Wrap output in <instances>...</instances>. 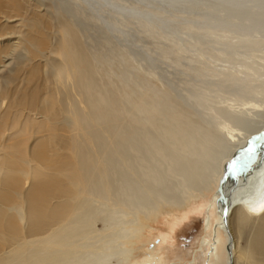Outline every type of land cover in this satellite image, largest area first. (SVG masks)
<instances>
[{
	"label": "rangeland",
	"instance_id": "obj_1",
	"mask_svg": "<svg viewBox=\"0 0 264 264\" xmlns=\"http://www.w3.org/2000/svg\"><path fill=\"white\" fill-rule=\"evenodd\" d=\"M42 1L46 6H43L42 9L45 8L51 11L54 14L53 21L55 25L57 24L53 30L45 31L46 36L51 42L50 48L55 49L60 42L62 34L59 23L62 21L61 19L63 18L72 23L76 31V36L78 37L79 45L83 48L88 58L93 76L90 75L94 78L93 81L96 85L95 89L96 87L98 89V92L96 90L94 95L96 94L97 98L100 95L101 98L104 96L107 101L109 98L110 101L114 99L115 102H117L115 106L117 108H112V111H114V109L117 111L119 108L123 111L116 126L123 127V121L128 122L127 119L130 118V115L136 113V104L140 107L143 105L144 108L146 107L145 97H142L141 94H148L150 100L152 99L151 97H153L154 104L168 106V108L166 107L159 114L161 119L166 117L171 118L172 121L180 119V122L183 120L182 122H187L192 125L194 132L184 137V142H182L183 145L185 144L184 146H187L188 141L190 143L191 141L198 140L201 131L206 130V128L210 130L209 133L211 136L215 135L217 127L224 122L237 130L243 128L242 131L244 133L250 132L258 125L257 119H259L260 116L259 114L256 115V108H243L246 107L244 103L247 104L251 102L247 104V107L256 104L255 106L261 107L262 109L260 113L264 114V8H262V18L259 17L257 19L254 13L257 16L259 14L256 11V7L253 6L255 4L257 6L261 0H253L254 2H252V0H247L248 3L245 1L246 6L248 4L247 9L246 6H242L244 4L239 0H222V4H220L221 2L218 0ZM236 3H238L239 6L236 5ZM240 5L242 8H245H240ZM4 6L5 1L0 0L1 10L9 12L12 4L9 5L7 9H5ZM235 8L238 9L236 10ZM238 11L245 14L242 15V13L240 14ZM155 12L157 13L155 14ZM246 12L249 15H246ZM57 13L62 17L61 19L58 17ZM250 13L253 14L251 15ZM245 15L247 17H245ZM250 15L252 17H248ZM15 20H17V18L10 19V21L13 22ZM5 21L8 20H6L3 15H0V30ZM33 21V16L28 17L24 20L22 29H20L21 33L16 35L13 33L8 34L9 36L5 35V40H1V37L0 48L1 46L7 47L17 42L18 38L22 37V35H27L31 29L30 24L33 23ZM18 27L19 26H17V28ZM197 27H199V29ZM221 27H224L222 28L223 32L219 31L222 30L220 29ZM211 28L215 30H211ZM242 29H244V31ZM154 30L156 33L151 35L149 31ZM206 33H210V35ZM220 34H222V36H219ZM254 34L259 35L257 37ZM229 35H231V37L236 36L237 38L257 37L256 42H261V44L251 43L246 46L254 47L249 48L244 46V48L241 47L239 51L235 47V49H233L234 55L228 52L230 53V57L226 58V56H224L225 52H223L226 46H224L223 43L227 41L226 38H228ZM26 45L27 44H23L22 47L16 48V51L13 53L11 51L5 59L6 64H0V91L3 89L13 90L15 89L16 83L20 86L19 88H23L25 74L27 75L28 71L33 66ZM219 45L224 47V50L219 47ZM226 59H228L230 63L223 64L222 62H226L223 60ZM257 60H260V63L263 65L260 66V63L256 62ZM38 61L42 62V65L47 67L45 70H48V74L52 75V70L62 63V58L55 51H52L49 53L44 52L42 58ZM17 70H19L18 73L16 72ZM41 75H43V72H41ZM73 82H69L68 85L67 83L61 85L62 88L61 86H56V90L60 97L65 96V99L62 98L67 101V103L71 104V102H74V104L79 107L78 99H80V95L77 93L79 89L76 87L78 86L76 79ZM69 95H71V97ZM105 100L103 102H105ZM4 101L3 103L0 97V110L4 109L8 104V99H4ZM113 101L111 102L112 104H114ZM239 106L242 108H239ZM83 109L84 114L87 113L88 117L93 113L91 106L87 107L85 105ZM236 109H238V112ZM241 109L248 111L243 112ZM100 110L103 113L102 117L106 115V120H109L110 118H107V113L102 111V109ZM155 113H157V111L153 112L154 118L157 117ZM243 113L244 116L242 115ZM245 115L250 116V120ZM116 118H118V116ZM102 121H104V119H102ZM112 122L113 121H110V123ZM91 124L93 125V123ZM99 131L100 130L97 128L96 132ZM99 133L103 141L105 139V142H109L113 138L116 139V143L120 142V144L123 142L124 138L129 136V134L123 132V134L120 132L121 135L118 133L115 135L113 132L109 131L108 126L105 124ZM138 133L139 131L134 135L136 136ZM152 133L154 134L153 138L156 136L158 137L156 131L153 130L151 134ZM151 134L149 135L150 137H152ZM135 136H133V138ZM136 137H138V135ZM142 138L143 136L141 135L138 142L139 146L141 145L139 143L142 142ZM158 138L160 139L162 137ZM256 139L257 137L247 142L245 147L237 152L239 156H236V153L234 154L237 159L241 158L242 162L234 169L233 174H231L233 178L232 185L234 186L235 179L239 181V185L234 186L236 189L232 191V194L230 190V196L227 197L230 202L239 198L241 193H245L246 191L244 190L252 185L250 177L255 171L259 174H264V172L261 171L264 169V140L257 148ZM130 142L129 140V143ZM135 143L136 141H132L130 144L135 145ZM130 144L127 145L129 149H131V147H129ZM117 146L119 145L117 144ZM172 147L174 148V145L170 144L168 148H166V151L170 152L173 149ZM127 149L124 151V149L122 150L120 148L118 150L119 155L113 160L114 165L110 176L111 191L106 193L108 198L107 195L104 194L103 200L101 198H96L97 200L93 199L92 202L96 207H101L100 210L102 215L103 213L106 214L103 216L100 215V218L94 221L95 223L93 222L91 224L93 233H87L83 229L84 226H81V230L80 227L76 225L77 229L75 232L71 233V235L74 236L70 238L63 236L62 231L64 228L70 231V227L75 226V224L72 223L70 219L60 222L56 227L58 232L56 239L64 242H58L54 245L53 251L57 254L53 256L51 264H59L56 257L61 254V259H65L66 256V260L70 262L77 261L78 259L81 260V257L84 255L82 252L86 248L85 245L89 244H92L90 246L96 248L101 246L103 249L99 250V254L101 255L110 254L112 251L108 248L111 247L112 244H114L113 247L115 252L122 249L123 252H121V254L126 253V260H124V256L114 254L110 260L111 264H134L136 262L137 264H162L171 262H173V264H229L228 254L230 236L228 230H226L227 228L221 227L222 222L220 214L223 209L219 207L218 199L221 197L219 196V189H221L223 180L229 179L227 167L230 166L233 158L224 157L221 159V164L224 167L219 176L216 174L217 165V167L212 169L213 172H208L205 180L204 174L202 175L203 177L198 179L200 184L203 183V187L201 188L203 196L193 198L185 208L170 212L162 211L160 214L152 216L150 219H145L144 216L141 217V214H139L136 220L139 221L140 219V222L143 223V227L142 225L139 226L142 230L140 229V231L136 232L135 237L129 236L127 237L128 239H125L124 235L127 233L129 234L135 227L134 223L131 222L135 215H133V206H130L131 209L125 208V210H122V205H128L131 201L139 199V192L146 194V189H148L149 185L152 186L151 190L153 189L155 193L152 196H163L164 194L160 191L162 189H168V192L166 191L165 193L167 197L172 195L171 193H173V190L176 188L175 185H177L176 183L172 185V187L174 186L175 188L169 189V184L172 180L176 179L174 177L175 175L172 176V174H170L169 176H164L156 171L159 169L158 166L160 169L163 165L165 166V164H160L161 158L158 156L160 150L157 148V151L156 149H152V153L154 151V154H150L149 151L144 149V153L142 152L143 157H139L136 160L134 158V150L132 149V152ZM222 150L224 154H228L229 152L225 147H223ZM250 152H255V155L248 156ZM101 153H104V151ZM104 155L102 156V154H100V158L103 159L104 157V159H107L105 157L108 155H106V153ZM19 157L27 156L16 155L15 157L9 158L15 159ZM144 157L146 158L144 159ZM244 157H246V159H243ZM69 160L75 164L78 161L74 153ZM144 161L146 162L144 163ZM162 161L166 162L164 160ZM168 164H173L170 166L166 165L167 171H170V167L176 164L175 158L172 163L170 162ZM260 164L263 165L261 166ZM145 166L146 169L144 168ZM150 168L154 169L150 170ZM224 168L226 169L224 170ZM146 171L147 174H145ZM125 174L126 176H124ZM143 175H146L149 180L145 179L146 176ZM123 184H125V186ZM100 197L102 196L100 195ZM104 202L107 203L105 204ZM230 202H228V204ZM134 204H136L135 201ZM223 205L224 204H222V207ZM107 208L110 209L112 213L106 211L108 210ZM102 209L106 212L103 211L102 213ZM106 215H110V218L113 219L108 221L109 218L106 219ZM209 215L212 216L211 220H213V225L208 231H205L206 218ZM124 217L126 220H124ZM253 218L250 219L251 221H248L249 224L247 223V228L244 229L246 231L239 239L238 246L241 248L246 247L252 237ZM214 224H218L217 230L214 228ZM113 225H117V227H115L116 229L114 228V230L117 231L114 232L115 235L118 234L119 236L115 237L118 239L116 242L109 245V241L114 239V237H110L111 234H109L112 232L111 227ZM102 229L106 231L103 232ZM216 231L220 236L221 242L217 245V249L214 250L212 255L208 257L207 252L214 246L213 242L215 240L214 235ZM121 236H123L124 239H122ZM204 238L210 240V245H201V240ZM80 246L85 247L84 250ZM124 248L126 250H124ZM194 253H196V256ZM52 254L53 253H50L48 255ZM234 264L248 263L243 259H239L235 261Z\"/></svg>",
	"mask_w": 264,
	"mask_h": 264
},
{
	"label": "bare ground",
	"instance_id": "obj_2",
	"mask_svg": "<svg viewBox=\"0 0 264 264\" xmlns=\"http://www.w3.org/2000/svg\"><path fill=\"white\" fill-rule=\"evenodd\" d=\"M4 1L5 9L9 8L11 4L12 6L9 12L0 9V15H3V17L8 20L5 21L4 25L1 27L0 38H3H1V40L6 39L5 35L12 33L16 35L21 33L20 29L23 27L24 20L28 17L33 16L34 21L30 24L31 29L27 35H22V37L18 38L17 42L7 47L1 46L0 48V64H6L5 59L11 51L13 53L16 51V48L22 47L23 44H27L30 61L33 64L27 75L25 74L23 88H19L20 86L16 83L15 89H3L0 91L1 101L4 103V99H8L7 106L0 110V264H51L53 256L57 254L53 251L54 245L58 242H64L56 239L58 233L56 227L63 220L70 219L75 226H79L80 229L82 228L81 226H84L83 229L87 233H93L91 224L102 215L100 210L101 207L93 205V199H102L104 194L111 191L110 176L114 165L113 160L119 155L118 150L121 148L126 151L128 148L127 145L132 143V141H136L135 145L130 144L129 147H131V149L128 148L127 150L132 152L134 150V158L136 160L139 157H143L142 152L144 153V149L149 151L150 154H154V151L152 153V149L157 148L160 150V153L157 154L161 158L160 161L162 163L159 159L158 161L161 165L165 164V166L163 165L161 169L158 166L159 169L156 171L164 176H169L170 174H172V176L175 175L174 177L176 179L172 180V182L170 181L171 183L169 182V189L174 187H172V185L176 183L177 185H175L176 188L174 187L175 190L171 193L172 195L168 197L165 196L168 189H162L160 191L164 194L163 196H152L155 193L153 189L151 190L152 186L149 185L148 189H146L147 192L145 191L146 194L139 192L140 198L137 199L138 201L134 200L136 204H134V201H131L132 198L129 200L131 202L128 205H122V210L133 206V215H135L131 220L135 227L129 234L127 233L124 235L125 239H128L127 237L129 236L135 237V233L140 231V229L142 230L139 226L142 225L143 227V223L140 222V219L139 221L136 220L139 214H141V217L144 216L145 219H150L152 216H157L162 211L170 212L185 208L193 198L203 196L201 189L203 183L200 184L198 179L203 177L202 175L204 174L205 180L208 172H213L212 169L217 167V165L216 174L219 176L224 167L221 164V159L224 157H231L233 158L232 163L227 167L229 179L223 180L221 189H219V196L221 197L218 199L219 207L223 209L220 214L223 225H221V227H226L230 236L228 254L229 264H234V262L239 259H243L248 264H264V174H259L256 171L252 174V172V176L250 177L252 185L244 190L246 192L243 194L241 193L239 198L231 202L228 201L227 198L230 196V190L232 194V191L236 189L234 186L239 185V181L235 179L233 186V178L231 177L234 169L242 162L241 158H236V156H239L237 152L240 151L241 148H244L246 143L255 137H257V148L264 140V114L260 113L262 110L261 107L255 106L256 104L247 107V104L251 102L247 104L244 103L246 107L243 108H256V115L259 114L260 116V118L257 119L258 125L250 132L244 133L242 131L243 128L237 130L227 123L221 122L222 124H220L217 129L215 128L216 130L214 129L216 131L215 135L211 136L209 133L210 130L206 128V130L201 131L198 140L191 141L190 143L188 141L187 146H184L185 144H182V142H184V137L194 132L192 125L187 122H182L183 120L180 122V119H177L178 121H172V119L168 117L161 119L159 114L166 107L168 108V106L154 104L153 97H151L152 99L150 100L148 94H141L142 97H145L146 107L144 108V105L140 107L136 104V113L130 115V121L127 119L128 122L123 121V127H118L116 124L119 122L118 119L122 116L123 111L120 108L117 111L115 109L112 111V108H117L115 107L117 102H115L114 99V101L111 99L114 103L112 104L110 98H107L108 101L105 100L104 96L101 98L100 92L98 93L100 95L98 98L96 94L94 95L96 90L98 92V89L97 87L95 89L96 85L93 81L94 78L92 77L93 75L88 58L83 48L79 45L78 37L76 36V31L72 23L63 19L59 13H57L58 17L60 19L62 18V21H59V28L62 35L60 34L61 39L59 44L53 49L50 48L51 42L46 36L45 31L53 30L57 24L55 25L53 21L54 14L48 9H42V7L45 6L42 0ZM218 1L221 2L222 0ZM239 1L243 2H241L244 4L242 6H246L245 1L247 0ZM263 1L264 0H261V2L259 1L257 6L256 4L253 5L256 7V11L259 14L257 16L254 13L257 19L261 17L263 12ZM252 2L254 1L252 0ZM220 4H222V2ZM236 5H238V3H236ZM240 8H242L241 5ZM244 8L245 7L242 9ZM235 9L237 10L238 8ZM156 13L157 12H155V14ZM238 13H242V15L245 14L241 11H238ZM247 14L246 12V15ZM250 14L252 15L253 13ZM246 15L245 17H247ZM251 15L248 17H252ZM14 18H17V20L14 22L10 21V19ZM17 26L19 27L17 28ZM197 28L199 29V27ZM222 28L224 27L220 29ZM211 30L215 29L211 28ZM242 30L244 31V29ZM219 31L223 32V29ZM149 32L151 35L156 33L155 30ZM206 34L210 35V33ZM254 35L258 37L259 34ZM219 36H222V34ZM229 36L231 37V35ZM229 36L226 38L227 43H223V45L226 46L225 50L224 47L219 45V47L223 48L226 58L230 57V53L234 55L233 49H235V47L239 51L241 47L244 48V46L250 45L251 43L261 44V42H256L257 37L237 38L233 36L230 38ZM246 47L252 48L254 46ZM48 48L50 49L47 50ZM52 51L60 55L62 63L52 70V75H49L47 72L48 70H45L47 67H44L42 62L38 60L42 58L44 52L49 53ZM223 61H226L222 62L223 64L230 63L228 59ZM256 62L260 63V60ZM259 65L261 66L263 64L260 63ZM18 71L19 70L16 72L18 73ZM41 72H43V75H41ZM74 78L78 85L76 87L79 89V91H77L80 95V99H78L79 102L77 101L79 107L74 104V102H71V104L67 103V101L64 100L65 96H62L63 99L58 95L59 93H57L56 90V86H61L66 83L68 85L69 82L75 81ZM69 96L71 97V95ZM104 100L105 102H103ZM85 105L87 107L91 106L93 109V113H90L91 115L89 117L87 113L84 114L83 107L85 108ZM240 107L241 106H239V108ZM100 109L107 113V118L109 117V120L113 121L112 123L106 120V115L102 117L103 113ZM236 110L238 112V109ZM241 110H243V112L248 111L245 109ZM155 111H157V113H155L157 117L154 118L153 112ZM242 115L244 116V113ZM117 116L118 118H116ZM249 117L250 116H247V118ZM102 119H104V121H102ZM91 123H93V125ZM104 124L107 125L109 131L113 132L115 135L116 133L121 135L120 132H123L129 134V136L124 138L121 144L120 142L116 143V139L113 138L111 141L105 142V139L103 141L99 135ZM97 128L100 130L99 132H96ZM151 130L156 131L158 137L162 138L159 139L157 136V138H153L154 134H151ZM138 131L139 133L136 134L138 137H136L134 134ZM149 133L152 137L149 136ZM141 135L143 138L139 146L138 142ZM133 136L135 137L133 138ZM129 140L131 141L130 143ZM117 144L119 146H117ZM170 144H173L174 148L172 147L173 149L167 152L166 148H168ZM223 147L229 150L228 154H224L222 150ZM102 151H104V153H101ZM73 153L78 159L76 164L69 160ZM105 153L108 155L105 157L107 159H104V157L101 159L100 154L103 156ZM235 153L237 154L236 156L234 155ZM16 155H25L27 157L9 158L15 157ZM254 155L255 152H250L248 156ZM145 158L146 157H144V159ZM174 158L176 160L175 166H171L170 171H167L166 165H173H169L168 163H172ZM243 159H246V157ZM162 160L170 162L166 163ZM145 162L146 161H144V163ZM144 168L146 169V166ZM153 169L154 168H150V170ZM225 169L226 168H224V170ZM261 171L264 172V169ZM145 174H147V171ZM124 176H126V174ZM145 179L149 180L147 176ZM123 185L125 186V184ZM100 195L102 197H100ZM228 202L230 203L228 204ZM104 203L106 204L107 202ZM222 204H224L223 207ZM103 211L105 210L102 209V213ZM106 211L112 213L110 209ZM105 214L106 213H103V215ZM106 216V219H110H108V221L113 219L110 218V215ZM251 218H253V234L246 247L241 248L238 246V242L242 234L246 231L244 229L247 228L249 224L248 221ZM211 219V215L206 218L205 231H208L213 225V220ZM124 220H126L125 217ZM75 226L70 227V231L64 228L62 235L66 236V238L73 237L74 235H71V233L75 232L77 229V226ZM217 226L218 224H214L216 230L218 228ZM115 227H117V225L111 227L112 232L109 234H111L110 237L113 236L114 239L109 241V245L118 240L115 238L119 236L118 234L115 235L117 231L114 230ZM102 231L105 232L106 230L102 229ZM217 233L216 231L214 235V246L207 252L208 257L212 255L214 250L217 249V245L221 242L220 236ZM121 238L124 239L123 236H121ZM90 245L92 244L85 245L86 248L80 246L83 250L85 248L82 252L84 255L82 254L81 260L78 259L77 261L70 262L66 260V256L65 259H61L62 254L57 255L56 260L59 264H111L110 260L114 254L124 256V260L127 259L126 253L121 254V252H123L122 249L116 252L114 251V244L108 248L111 249L112 252L106 255L99 254V250L102 249L101 246L96 248ZM201 245H210V240L206 238L202 239ZM124 250L126 249L124 248ZM50 253L53 254L48 255ZM194 255L196 256V253H194ZM134 264H137V262ZM162 264H173V262Z\"/></svg>",
	"mask_w": 264,
	"mask_h": 264
}]
</instances>
